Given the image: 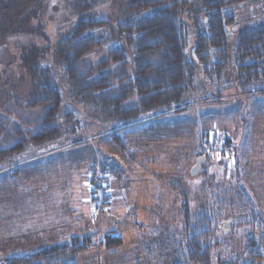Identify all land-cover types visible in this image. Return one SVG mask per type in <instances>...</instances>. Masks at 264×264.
<instances>
[{
    "label": "rangeland",
    "instance_id": "rangeland-1",
    "mask_svg": "<svg viewBox=\"0 0 264 264\" xmlns=\"http://www.w3.org/2000/svg\"><path fill=\"white\" fill-rule=\"evenodd\" d=\"M120 1L102 0L96 15L120 21L123 19L118 11ZM41 2L43 6L33 10L39 15L40 11L44 13L41 20L45 32L49 33L48 42L40 34L14 35L8 37L9 53L16 52L18 44L35 42L40 47L52 44L57 38L56 30L67 28L65 20L70 11L65 1ZM190 7L179 18L188 31L185 54L194 61L193 40L197 27L191 26V22L197 25L205 17L199 3L191 0ZM233 12L240 22L238 28L246 27L247 19L257 24L264 21V12L256 2L236 6ZM231 37L230 47L235 33ZM50 60L48 55L44 58L47 64ZM255 84L254 87L264 89V79ZM238 89L230 68L214 83L196 74L183 96V109L162 114L150 111L145 115L154 116L134 122L127 136H123L127 134L124 129L118 131L120 120L68 99L71 106L62 110L58 122L59 139L23 151L31 148L34 153H44L63 145L66 148L55 149L44 159L19 167L16 182L13 161L0 165V169L7 168L5 172L0 171V264L5 258L68 243L74 236L91 239V246L85 251L67 257V261L75 264H184L180 215L183 196L191 213L204 207L223 221L214 230L213 240L218 245L213 252V264L216 259L243 261L247 237L252 235L257 240L264 234V100L262 95L252 92L247 95ZM67 110L74 116L71 121L64 116ZM111 127L117 128L83 140ZM113 133H119L122 148L113 142ZM224 136L234 140L235 145L227 139L234 148L232 155L206 150L223 143L220 137L226 141ZM26 154L18 155L23 158ZM201 154L207 155L205 162L199 173L192 176L190 170ZM61 162L63 169H55ZM70 163H80L75 165L76 169L88 164L85 170L89 172L88 184L71 182L68 176L74 171L66 168ZM23 170L31 171L36 181L28 182L27 174H21ZM97 170L103 173L106 204L102 211L92 209V213L84 215ZM74 188L83 189L85 196L82 193L84 197L74 199ZM82 215L87 219L78 220ZM250 220L254 225L244 224ZM107 234L121 237V244L104 247L101 241Z\"/></svg>",
    "mask_w": 264,
    "mask_h": 264
},
{
    "label": "trees",
    "instance_id": "trees-1",
    "mask_svg": "<svg viewBox=\"0 0 264 264\" xmlns=\"http://www.w3.org/2000/svg\"><path fill=\"white\" fill-rule=\"evenodd\" d=\"M41 1L0 0V165L14 161L28 147L57 141L62 110L71 106L68 99L120 120L121 131L150 111L183 109V96L196 74L214 83L230 68L238 88L249 92L259 91L254 85L264 79V21L247 19L249 24L238 28L233 12L234 7L252 2L264 12V0H192L202 6L205 17L197 25L191 22L197 27L194 61L185 54L188 31L179 18L191 8V0H122L120 21L96 15L102 0H64L70 11L68 25L56 30L52 44H18L17 51L9 53L8 37L14 35L40 34L48 42L41 20L44 13L33 10L43 6ZM5 53L9 55L2 58ZM98 56L102 57L94 60ZM64 116L74 119L70 110ZM111 138L122 148L119 133ZM220 138L232 155L233 146ZM90 191L93 205L95 195ZM180 211L184 264H213L218 245L214 230L223 221L208 208L191 213L185 196ZM244 224L254 225L253 220ZM90 241L87 236H74L68 243L5 258L3 264H75L67 257L85 251ZM121 242V237L107 234L101 244L113 248ZM243 252V261L216 259V264H264V234L257 240L248 236Z\"/></svg>",
    "mask_w": 264,
    "mask_h": 264
},
{
    "label": "crops",
    "instance_id": "crops-1",
    "mask_svg": "<svg viewBox=\"0 0 264 264\" xmlns=\"http://www.w3.org/2000/svg\"><path fill=\"white\" fill-rule=\"evenodd\" d=\"M255 86V85H254ZM258 87V86H257ZM238 91H242V92H245L247 95L249 94V95H251L252 93H257V95H262V99L264 100V89H259V91H250V92H252L251 94H250V92L249 91H247L246 89H238ZM158 114H160V113H158ZM157 115V114H156ZM154 115H151V116H145V117H143V118H141L140 120H138V121H141V122H143V121H145V120H147V118H151V117H153ZM138 121H136V122H138ZM134 124V123H133ZM133 124H130V125H128V126H126L125 128H124V131L127 133V134H124L123 136H127V135H129L130 134V131H131V129H132V125ZM115 128H117V127H111L110 129H108V130H106V131H102L101 133H98L97 135H92V136H87V137H85L83 140H87V139H93V138H95V137H98V136H101L102 134H106V133H110L112 130H114ZM122 132V131H121ZM226 139H228L229 141H234L232 138H229V137H226V136H224ZM223 141V140H222ZM218 142V141H217ZM220 144H222V143H220ZM233 144H234V142H233ZM235 145V144H234ZM65 145H63V146H59V147H57V148H55V149H62V148H66V147H64ZM237 146V145H236ZM91 148L93 149V151H95V148H94V146H91ZM55 149H53V150H51V151H44V153H34V152H32L31 150H33V149H30V150H28L27 152H25V153H27L26 154V156L25 157H23V158H21L20 157V155H18L17 156V159H15L14 161H13V163H12V168L14 169V171L12 172V174H14L13 175V178H14V180L13 181H15L16 182V178L18 179V177H19V175H20V171H21V168H19V167H21V166H23V167H27V165L28 164H30V163H33V162H36V161H38V160H41V159H44L49 153L51 154V152H53V151H56ZM24 153V154H25ZM151 157H153V155L151 154ZM80 163H78L77 165L75 164V163H70V164H66V168H68V169H72L74 172H77V173H72L71 175H69L68 176V178H70V180H71V182H87V184L89 183V172H86L85 173V170L87 169V166H88V164L86 163V165H82L81 166V168L82 169H76L75 168V165L76 166H80L79 165ZM112 165V164H111ZM113 166V165H112ZM22 167V168H23ZM59 168H61V170L63 169V166H62V162H61V164H58L57 165V167L55 168V169H59ZM7 169V168H6ZM5 169V170H6ZM5 170H4V168H1L0 169V171H3V172H5ZM80 170V171H79ZM88 170V169H87ZM24 172H21V174L23 175L24 173H26L27 174V180H29L28 182H35L36 181V179H35V176L34 175H32L31 173V171L30 172H28V170L27 171H25V170H23ZM2 172V173H3ZM34 172H36L37 173V171H34ZM68 172H69V170H68ZM17 174V175H16ZM61 175V174H60ZM15 176V177H14ZM48 178V177H47ZM62 178H63V175H61V181L60 182H63V180H62ZM42 180H43V178H41V182H42ZM49 180V179H48ZM20 181V180H19ZM50 181V180H49ZM21 182V181H20ZM44 182V181H43ZM84 187V186H83ZM87 190V189H86ZM84 194V196H85V192H84V190L83 189H79V188H74L73 189V198L75 199V198H77L78 200L80 199V198H82V197H84L83 196V194ZM85 201V200H84ZM85 202H87V201H85ZM86 208H87V210L84 208V215H86L88 212H90V213H92V208H91V200H89V205H86ZM79 214V213H78ZM78 214H76V215H73L74 217L72 218L73 220H74V218H76V216L78 215ZM80 214H82V213H80ZM84 215H82V216H78L79 218H78V220H85V218L87 219V217H85ZM90 215V214H89ZM92 216V215H91Z\"/></svg>",
    "mask_w": 264,
    "mask_h": 264
},
{
    "label": "built area",
    "instance_id": "built-area-1",
    "mask_svg": "<svg viewBox=\"0 0 264 264\" xmlns=\"http://www.w3.org/2000/svg\"><path fill=\"white\" fill-rule=\"evenodd\" d=\"M210 149V150H209ZM207 151H216L217 153H227L230 155V150L225 148L222 144H217L215 149L208 148ZM103 173L99 170L96 171V180L92 181L91 189L95 195V202L92 205V209L94 212H100L105 207L106 202V193L102 189L103 182Z\"/></svg>",
    "mask_w": 264,
    "mask_h": 264
},
{
    "label": "water",
    "instance_id": "water-1",
    "mask_svg": "<svg viewBox=\"0 0 264 264\" xmlns=\"http://www.w3.org/2000/svg\"><path fill=\"white\" fill-rule=\"evenodd\" d=\"M205 159H206L205 155H201V156H198L196 158V161H195L194 165L192 166V168L190 170V174L192 176H195L197 173H199L200 166H201L202 163L205 162Z\"/></svg>",
    "mask_w": 264,
    "mask_h": 264
}]
</instances>
